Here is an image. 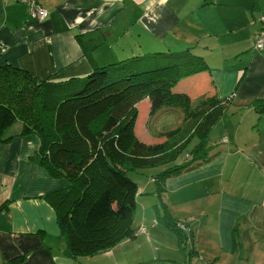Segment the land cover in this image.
Masks as SVG:
<instances>
[{"label": "crops", "instance_id": "0c3cea01", "mask_svg": "<svg viewBox=\"0 0 264 264\" xmlns=\"http://www.w3.org/2000/svg\"><path fill=\"white\" fill-rule=\"evenodd\" d=\"M37 2L47 12L39 21L27 17L20 0H0V66L59 81L128 56L191 48L209 69L181 78L173 91L187 93L192 104L212 92L231 99L207 134L214 156L167 177L161 189L151 179L156 173L137 174L133 237L75 258L68 255L56 212L45 198L68 182L30 160L38 136L21 134L19 122L12 126L11 137L0 144V264L20 256L18 264H264V115L251 106L264 101V45L252 48L264 0ZM98 30V44H79L77 34ZM141 102L149 108L144 98L138 113ZM179 120L183 129L193 127L191 120ZM165 219L192 228V253L182 250ZM159 234L169 242L176 236L174 257L160 259L145 249Z\"/></svg>", "mask_w": 264, "mask_h": 264}, {"label": "trees", "instance_id": "16d2710c", "mask_svg": "<svg viewBox=\"0 0 264 264\" xmlns=\"http://www.w3.org/2000/svg\"><path fill=\"white\" fill-rule=\"evenodd\" d=\"M76 38L82 47H93L102 40V33L77 34ZM190 49L162 51L159 61L132 55L95 66L83 77L59 81L51 76L38 79L20 67L0 66V144L11 137L8 131L19 122L21 134L35 133L40 141L29 159L50 176L68 182L65 189L45 198L56 212L70 257L93 255L133 237L138 187L128 172L170 161L183 148L186 138L173 146L166 139L146 143L138 138L137 104L142 99L149 102L148 119L163 109L180 112V117L191 120L188 132L198 140L185 152L182 163L151 178L160 189L167 177L214 156L209 153L207 134L221 119L231 95L220 98L212 92L192 104L187 93L173 91L181 78L209 69ZM251 106L258 116L264 115V101L254 100ZM164 223L177 235L182 250L192 253V228L174 219ZM237 229L236 224L233 232ZM20 261L21 256L5 264Z\"/></svg>", "mask_w": 264, "mask_h": 264}, {"label": "rangeland", "instance_id": "374dc122", "mask_svg": "<svg viewBox=\"0 0 264 264\" xmlns=\"http://www.w3.org/2000/svg\"><path fill=\"white\" fill-rule=\"evenodd\" d=\"M153 56H155V59L151 58ZM143 58H144L143 61H148V60L159 61L160 54H152V56L149 54V56L145 55ZM138 107H139V114H138V121H137V134H138L139 139L145 142H150V143L161 142L164 139H166L168 141L167 142L168 145H171V146L178 143V141H180V139L183 137V134H185L186 139L184 141L183 148L178 153H176V156L172 160L163 162L154 167L140 169L135 172H128V175L134 178L137 174L147 177L150 174L160 173V171L170 168L176 164L182 163L186 159L185 152L190 151L194 147V145L197 143L198 140L196 136H194L193 134L191 135V132H187L188 131L187 129H183L182 126L178 125L181 122L179 120V117H180L179 113L174 110L165 111L166 109H163L162 111H158L154 113L152 117H150L149 119L150 121L148 123L147 122L148 119H146L147 116L149 117L148 105L146 103L143 104L141 102ZM143 114H145V117L142 118ZM17 127H18V122H16L12 128H17ZM208 140H209V137H208ZM211 152L212 150L209 153ZM153 214L155 213L153 212ZM162 217H163V214H162ZM156 240L157 242L155 241L151 242L148 248H145V249H147L149 252L153 253L155 257H158L160 259L164 257L163 255H172L174 257V253L178 251V250H175L176 248L175 244H177L176 236H173V240L169 242L168 238L164 236H160L159 234L157 235ZM134 243L135 242H131L130 245H133ZM116 246L117 245H115L114 247ZM141 250L142 248L139 250V254L141 253ZM118 251L119 249H117L116 253H118ZM133 251H138V249L134 248ZM99 257H102V256L98 255L96 258H99ZM107 259H110V257H107Z\"/></svg>", "mask_w": 264, "mask_h": 264}, {"label": "built area", "instance_id": "2783aa9c", "mask_svg": "<svg viewBox=\"0 0 264 264\" xmlns=\"http://www.w3.org/2000/svg\"><path fill=\"white\" fill-rule=\"evenodd\" d=\"M20 1L26 5L28 18L39 21L46 17V10L38 4L37 0ZM258 22L260 23V27L254 34V42L252 46L254 50H260L264 45V15H261L258 18Z\"/></svg>", "mask_w": 264, "mask_h": 264}]
</instances>
